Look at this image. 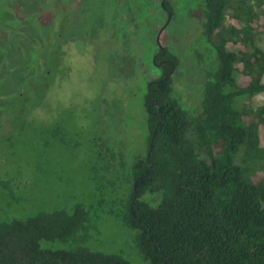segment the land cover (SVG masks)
Returning a JSON list of instances; mask_svg holds the SVG:
<instances>
[{"label": "trees", "instance_id": "obj_1", "mask_svg": "<svg viewBox=\"0 0 264 264\" xmlns=\"http://www.w3.org/2000/svg\"><path fill=\"white\" fill-rule=\"evenodd\" d=\"M2 2L0 27L21 16ZM263 10L264 0H204L196 16L217 67L206 73L200 114L175 96L172 65L166 63L146 89L144 153L129 161L100 138L101 188L110 191L116 216L134 233L143 264H264V173L248 178L236 162L244 146L252 161L264 159V107L240 104L264 94V52L249 49L256 30H264ZM13 44L0 33V130L61 129L46 102L60 65L52 50L45 49L44 61L39 56L43 71L20 72L24 78L16 91L1 89ZM164 50L177 67V58ZM45 114L47 119H36ZM240 155L247 162L244 151ZM88 213L76 205L0 223V264H132L120 254L84 246Z\"/></svg>", "mask_w": 264, "mask_h": 264}, {"label": "rangeland", "instance_id": "obj_2", "mask_svg": "<svg viewBox=\"0 0 264 264\" xmlns=\"http://www.w3.org/2000/svg\"><path fill=\"white\" fill-rule=\"evenodd\" d=\"M5 1L21 16L0 27L16 47L1 89L16 91L24 78L20 72H35L39 56L44 61L45 49L52 50L60 65L52 72L46 102L61 129L0 130V223L83 205L90 223L88 233L80 234L86 248L143 264L134 233L116 216L110 191L101 188L102 161L96 152L102 148L101 137L129 161L146 150V89L163 75L161 63L154 62L158 37L178 60L171 77L175 96L189 112L200 114L206 73L217 67L216 54L203 36V20L196 16L204 0H167L169 15L161 0ZM254 47L264 52V30H256L249 43L250 50ZM240 104L264 107V94ZM245 148L237 157L244 151L247 162L236 157L245 176L264 173V159L252 161Z\"/></svg>", "mask_w": 264, "mask_h": 264}, {"label": "flooded vegetation", "instance_id": "obj_3", "mask_svg": "<svg viewBox=\"0 0 264 264\" xmlns=\"http://www.w3.org/2000/svg\"><path fill=\"white\" fill-rule=\"evenodd\" d=\"M161 2H162V6H163V8H164V4H165V2H166V0H161ZM164 10L167 12V14L169 13L168 12V10H167V8H164ZM169 15V14H168ZM171 19V18H170ZM169 21L170 20H168V22L166 23V25H168L169 24ZM160 33H162V29H161V31H160ZM161 35V34H160ZM163 49L161 50L160 49V46H159V52L157 53V55H156V57H155V60H154V62L159 58H161V60L159 61V63H161V64H159L160 65V67H162L163 65H165L166 63H170L171 65H172V70L170 71V73H169V76H171L172 77V74L174 73V71H175V69H176V66H175V64H173V62L172 61H170L169 59H166L165 57H166V52H165V50H164V47L163 46H161ZM164 52V53H163ZM156 63V62H155ZM157 64V63H156ZM156 101V104H158V100H155Z\"/></svg>", "mask_w": 264, "mask_h": 264}, {"label": "water", "instance_id": "obj_4", "mask_svg": "<svg viewBox=\"0 0 264 264\" xmlns=\"http://www.w3.org/2000/svg\"><path fill=\"white\" fill-rule=\"evenodd\" d=\"M157 42H158V44H159V46H160V49L162 50L163 48H162L161 45H160L159 37H158V39H157ZM163 53H164V52H163ZM154 60H155V59H154ZM159 66H160V65H159ZM151 151H152V143H151V149H150V151H149V153H148L147 160H149V158H150ZM136 198H137V195H135V198H134L132 204L134 203V201H135ZM131 209H132V208H131Z\"/></svg>", "mask_w": 264, "mask_h": 264}]
</instances>
